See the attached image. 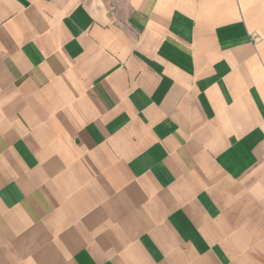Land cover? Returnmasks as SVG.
Instances as JSON below:
<instances>
[{
    "label": "crops",
    "instance_id": "crops-1",
    "mask_svg": "<svg viewBox=\"0 0 264 264\" xmlns=\"http://www.w3.org/2000/svg\"><path fill=\"white\" fill-rule=\"evenodd\" d=\"M0 264H264V0H0Z\"/></svg>",
    "mask_w": 264,
    "mask_h": 264
},
{
    "label": "rangeland",
    "instance_id": "rangeland-1",
    "mask_svg": "<svg viewBox=\"0 0 264 264\" xmlns=\"http://www.w3.org/2000/svg\"><path fill=\"white\" fill-rule=\"evenodd\" d=\"M86 3H91V4H99V5H104L108 8L114 7L116 4H118L121 0H81Z\"/></svg>",
    "mask_w": 264,
    "mask_h": 264
}]
</instances>
